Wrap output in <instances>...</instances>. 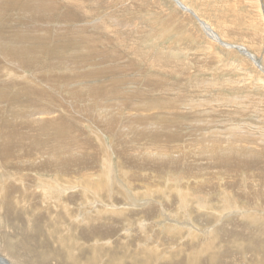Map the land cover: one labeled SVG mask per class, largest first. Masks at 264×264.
Returning <instances> with one entry per match:
<instances>
[{
  "label": "rangeland",
  "instance_id": "rangeland-1",
  "mask_svg": "<svg viewBox=\"0 0 264 264\" xmlns=\"http://www.w3.org/2000/svg\"><path fill=\"white\" fill-rule=\"evenodd\" d=\"M14 1L15 5L0 0V95L19 94L26 101L24 105L33 104L28 109L13 103L19 114L39 106L54 109L42 117L15 116L10 120L14 134L7 131L4 138L17 142L18 130H27L26 124L37 122L38 116L45 120L58 115L61 131L56 125L47 130L60 134L63 142L62 131L69 133L70 123L75 135L92 143L83 151L88 148L86 154L93 152L95 159L81 163L88 168L83 175H69L66 170L18 174L0 168V256L9 264H264V72L239 50L211 38L198 22L210 26L222 42L243 45L264 67V0H178L190 12L174 0ZM9 50L12 55H5ZM21 51L39 55L27 54L26 63L31 65L25 63L29 66L26 68L24 63L19 64ZM72 51L80 55H72ZM73 69L78 72L71 74ZM69 75H74L76 81L69 83ZM100 102L106 105L103 112L110 115L101 113L103 119L111 121V131L131 128L132 132L121 130L131 136L128 147L124 146L125 154L136 159L139 152L147 156V151H156L169 157L183 153L185 167L168 166L167 172L162 166L137 170L122 164L119 156L115 158L108 124L95 119V109L92 114L86 113ZM146 102L147 106L140 104ZM132 103L138 108L132 110ZM1 109L3 121L7 110L3 106ZM9 110L12 116L16 114L14 109ZM128 117L137 121L125 125L123 120ZM34 128L37 126L23 132L22 143L19 133L18 144L20 155L24 150L37 161L41 154L33 152L42 147L44 133L39 125L33 135ZM231 147L246 154L228 155L224 160L213 158L227 155L223 153ZM78 155L76 150L69 152L71 159ZM103 155L111 159V182L109 168H100ZM189 169L191 179L183 180L184 173H176ZM124 171L130 173L122 175ZM113 187L114 195L110 194ZM179 187L193 195L183 189L179 194ZM65 188H72L66 191V200L70 191L84 192L70 198L72 205L67 211L61 194ZM90 190L97 194L96 200L103 197L104 203L112 200L114 204L99 205L98 212L90 214L96 202ZM153 194L161 199L170 197L167 214L182 218L189 211L192 223H197L193 225L202 231L200 236H189L185 231L188 227L181 226L162 231L157 226L159 211L152 214L153 226H142V213L124 218L139 210L127 207L125 197L142 200ZM89 201L92 204L88 205ZM70 211L84 224H77L68 215ZM81 213H86V220H82ZM203 214L207 220L200 222L198 216ZM227 221L231 223L224 227ZM98 228L101 231L96 233ZM206 228L211 230L203 235ZM6 254L18 260L12 261Z\"/></svg>",
  "mask_w": 264,
  "mask_h": 264
},
{
  "label": "bare ground",
  "instance_id": "bare-ground-1",
  "mask_svg": "<svg viewBox=\"0 0 264 264\" xmlns=\"http://www.w3.org/2000/svg\"><path fill=\"white\" fill-rule=\"evenodd\" d=\"M1 1H4V2H7L8 1V3H12V4H14V0H1ZM10 1V2H9ZM21 1V0H20ZM43 1H45V0H43ZM63 1V0H62ZM66 2V1H65ZM175 2V1H174ZM177 5H179V7L182 9V10H184V9H186L185 11H190L187 7H185L184 5H183V3H181L180 1H179V3L180 4H178L177 2H175ZM66 4V3H65ZM64 4V5H65ZM15 5V4H14ZM71 5V4H70ZM17 6V5H16ZM67 6L68 5H66V7H65V9L67 8ZM0 9L2 10V7L0 6ZM68 9V8H67ZM71 9V8H70ZM69 9V10H70ZM188 9V10H187ZM72 10H74V9H72ZM12 11H14V10H12ZM79 14V13H78ZM58 17V16H57ZM195 17V16H194ZM73 18V17H72ZM197 18V17H196ZM198 22H201L200 24H201V26L205 29V32L211 37V38H213L214 40H216V41H218L220 44H222L223 46H225V47H231V48H235V49H237V50H239V52H241L242 54H244L245 56H248L250 59H252V62H254L256 65H258V67L264 72V67L259 63V61H258V59L254 56V54H251L250 52H248V50L243 46V45H233V44H227V43H224V42H222V40H220V38L215 34V32H213V30L211 29V27L210 26H208L205 22H203L202 20H199L198 19ZM63 24V23H62ZM61 29V28H60ZM15 30V29H14ZM47 32V31H46ZM43 35V34H42ZM39 36V35H38ZM26 37V36H25ZM17 38V37H16ZM40 38V37H39ZM85 38V37H84ZM83 38V39H84ZM86 39V38H85ZM39 40V39H38ZM57 40V39H56ZM87 40V39H86ZM58 41V40H57ZM57 41L55 42V43H57ZM69 41V40H68ZM67 41V42H68ZM36 42V41H35ZM41 42V41H40ZM47 42H49V41H47ZM60 42H62V41H60ZM65 42V41H64ZM66 42V43H67ZM39 43V42H38ZM54 43V44H55ZM72 43V42H71ZM88 43V42H87ZM19 44V43H18ZM41 44H42V42H41ZM35 45H37V44H35ZM47 45V44H46ZM53 45V44H52ZM88 45V44H87ZM86 45V46H87ZM56 46H57V44H56ZM51 48V47H50ZM53 48V47H52ZM84 48V47H83ZM82 47H81V49H83ZM71 49V48H70ZM79 49V48H78ZM47 50V49H46ZM67 50V49H66ZM73 50V49H72ZM80 50V49H79ZM78 50V51H79ZM51 52H52V50H50ZM7 53H5V55H12V53H11V50H9V51H6ZM22 52V51H21ZM40 52H42V51H40ZM39 52V53H40ZM51 52H49L48 54V56H50V53ZM71 52V50L68 52V53H70ZM73 52V51H72ZM46 53V52H45ZM57 53V52H56ZM58 53H60V51L58 52ZM61 53H62V51H61ZM60 53V54H61ZM74 54H72V55H76V54H79V53H76L75 54V51L73 52ZM27 54L28 55H32L33 57H35V55H39L38 53H36V52H32V53H28V52H22V59H21V61L20 62H22V63H19V64H23L24 63V65H25V63L27 62V59L29 60V57L27 56ZM54 55V54H53ZM52 55V56H53ZM80 55V54H79ZM18 56V55H17ZM55 56H57V55H55ZM78 56V55H77ZM42 57H44V56H42ZM41 57V58H42ZM51 57V56H50ZM58 57V56H57ZM56 57V58H57ZM15 58H17V57H15ZM32 58V57H31ZM52 58V57H51ZM61 58H63V56L61 57ZM59 59L58 60V58H57V61H60V60H62V59ZM67 58V57H66ZM77 58V57H76ZM33 59V58H32ZM50 59V58H49ZM70 59V58H69ZM72 59V58H71ZM92 59V58H91ZM41 60V59H40ZM42 60H45V59H42ZM24 61V62H23ZM48 61V60H47ZM50 61V60H49ZM55 61V60H54ZM56 61V62H57ZM62 61H64V59L62 60ZM66 61V60H65ZM9 62V61H8ZM19 62V61H18ZM69 62H70V60H69ZM68 62V63H69ZM11 63H12V65H14V63H13V61H11ZM11 63H9V64H11ZM30 63V64H29ZM35 63V62H34ZM42 63V62H41ZM59 63H61V62H59ZM63 63H65V62H63ZM18 64V63H17ZM16 64V65H17ZM27 64V63H26ZM28 64L29 65H31V62H28ZM27 64V65H28ZM50 64V63H49ZM52 65H53V62L51 63ZM56 64V63H55ZM54 64V65H55ZM71 64H72V60H71ZM76 64V63H75ZM23 65V66H24ZM53 65V66H54ZM74 65V64H73ZM19 66V65H18ZM22 66V65H21ZM22 66V67H23ZM26 66V65H25ZM42 66V65H41ZM47 66V65H46ZM45 66V67H46ZM4 67V66H3ZM6 67V66H5ZM22 67H20V69L22 70ZM27 67H29V66H26V68ZM50 67V66H49ZM59 67V66H58ZM61 67V66H60ZM67 67V66H66ZM65 67V68H66ZM70 67V66H69ZM72 68L74 67V66H71ZM76 67H78V66H76ZM53 68V67H52ZM75 68V67H74ZM6 69V68H5ZM10 69V68H9ZM18 69V68H17ZM24 69V68H23ZM58 69V68H57ZM56 69V70H57ZM64 69V68H63ZM67 69H68V67H67ZM75 69H77V68H75ZM59 71H60V69H58ZM57 70V71H58ZM78 70V69H77ZM76 70V71H77ZM58 71V72H59ZM63 71H65V70H63ZM67 71V70H66ZM70 71V70H69ZM74 69L73 70H71L70 71V73L71 74H75V72H76ZM9 72V71H8ZM78 72V71H77ZM109 72V71H108ZM23 73V72H22ZM59 73H62V72H59ZM10 74H11V72H10ZM13 74V73H12ZM25 74V73H24ZM79 74V73H78ZM85 74V73H84ZM108 74H110V73H108ZM80 75H82V73L80 74ZM94 75V74H93ZM113 75V74H112ZM12 76V75H11ZM25 76V75H24ZM29 76V75H28ZM59 76H61V75H59ZM65 76H67V75H65ZM72 76H74V75H69V79H67V81L70 83L71 81H74L73 79H72ZM75 76H77V73H76V75ZM106 76H107V74H106ZM57 77V76H56ZM79 77V76H78ZM77 77V79H79ZM93 77V76H92ZM110 77V76H109ZM45 79H47V75L44 77ZM76 78V77H75ZM74 78V79H75ZM104 78V77H103ZM61 79V78H60ZM63 79V78H62ZM84 79V78H83ZM95 79H97V78H95ZM63 81V80H62ZM76 81V80H75ZM74 81V82H75ZM79 81V80H78ZM53 82V81H52ZM79 82H81V81H79ZM115 82V81H114ZM63 83V82H62ZM68 83V84H69ZM72 83V82H71ZM117 84V83H116ZM63 85H66L65 83L63 84ZM32 86V85H31ZM85 86H87V87H89V84L87 83V84H85ZM65 87V86H64ZM66 87H68V86H66ZM62 88V87H61ZM60 88V89H61ZM15 89V88H14ZM66 89V88H65ZM83 89H84V87H83ZM104 90V89H103ZM109 90V89H108ZM101 91V90H100ZM59 92H60V90H59ZM65 93V94H64ZM66 93L67 92H63V94L64 95H66ZM49 94V93H48ZM51 94V93H50ZM70 94V93H69ZM33 95V94H32ZM56 95V94H55ZM67 95H68V93H67ZM14 97H11V96H3V95H0V101H2V100H4V102L3 103H1L0 104V109H1V107L3 106V108H4V110L6 111L7 110V115H6V117H4L2 120L3 121H0V168L1 169H3V171H5V172H9V173H11L12 171H17L16 173H18L19 174V171L20 172H26V173H28V174H33L34 172H39V171H45V172H54V173H61V171L62 172H64L65 170H66V172L70 175V174H87L88 172H83V171H85V170H87L88 168L87 167H85V166H82V164L81 163H92L93 162V160L95 159V157H94V153L93 152H89L88 154H86V150L88 149H84V151H83V148H84V146H85V148L86 147H91L92 146V143L90 142V141H87L86 140V138L85 137H81V136H79V135H75L74 134V132H73V130H72V126H71V124L69 123V124H67L68 126H69V129H70V132L69 133H63V131H62V135L64 136V140H62L63 142H61L60 140H61V135L60 134H57V133H54L53 131H50V130H47L48 128H50L49 126H53V125H56L57 126V129H59V131H61V128L59 127V124H61V121L59 120V118H58V115L57 116H52L51 117V115L49 116V115H47V116H49V119H46L45 118V116H44V118H45V120H40V117H42V115H44V114H48V113H50V112H52L51 111V109H54V108H51V107H47V106H39V107H33L32 109H30V110H28V111H25V112H23V114H19V113H16V112H18L19 110H18V106H20L19 108H30V107H32L33 106V104H26V105H24L25 104V102L26 101H24V98H21V96L18 94V95H13ZM35 98H37V95H33ZM51 96V95H50ZM49 96V97H50ZM54 95L52 94V97H53ZM58 96V95H57ZM61 96V95H60ZM59 97V96H58ZM65 97V96H64ZM54 98V97H53ZM27 99V98H26ZM57 99V98H56ZM59 100V99H58ZM103 101V100H102ZM58 102V101H57ZM118 102V101H117ZM120 102V101H119ZM149 102V101H148ZM13 103H16V104H19L18 106H12V104ZM106 103V102H105ZM150 103V102H149ZM156 103H158V102H156ZM155 103V104H156ZM98 104H99V106H98ZM115 104V103H114ZM119 104H121V102L119 103ZM142 106H147V102L146 103H140ZM189 104V103H188ZM191 104V103H190ZM61 105L62 106H64L62 103H61ZM117 105V104H116ZM12 106V107H11ZM105 104H103V103H97V105H96V103H95V105L88 111H86V113H89V114H92L93 113V110H94V114H95V119L97 118V119H100L99 121H101V122H103V123H107L108 125V133H110V135H111V141L114 143V145H113V147H116L115 149H116V151H114V149H113V151H114V153L116 152V154H117V156L115 157V158H118V156H119V159L121 160V162H122V164H124L125 166H128V167H131V168H135V169H137V170H150V169H152L153 168V170H157L159 167H161L162 166V169L163 170H166L167 172L168 171H170V169H169V167H172V166H174L175 168H177V169H179V167H185L184 166V162H185V157L186 156H184V154L182 155V154H175V155H171V157H169L168 155H166V154H164V153H162V152H156V151H154V152H151V151H147V156H145V155H143V154H141V152H139L137 155H136V159L135 158H133V157H131V156H129L128 154H125L127 151V147H128V145L130 144V135H128V134H122L121 133V130L123 131V132H127V129H129V132H132L131 131V128H121V130L120 129H118L117 131L116 130H112L111 131V128H109V127H111L109 124H111V121L109 120H105V119H103V117H101V113H103V114H105L103 111L106 109L105 108ZM156 106V105H155ZM181 106V105H180ZM130 107L132 108V110H134V108L135 109H137L138 107L137 106H135V105H133V103L130 105ZM186 107V106H185ZM10 108H12V109H14V116H12V114L10 113ZM69 108V107H68ZM111 108V107H110ZM119 109V108H118ZM2 110V109H1ZM0 110V111H1ZM3 110V111H4ZM69 110V109H68ZM116 110V109H115ZM96 111V112H95ZM119 111V110H118ZM145 111V110H144ZM68 112V111H67ZM77 112H79V110L77 109ZM60 113V112H59ZM70 113V112H69ZM65 115L67 114V113H64ZM103 114H102V116H103ZM113 114V113H112ZM123 114V113H122ZM127 114V113H126ZM148 114V113H147ZM30 115H41L40 117L38 116V118H37V122H31V123H29V124H26L27 125V130H29L30 131V129H32L33 128V126H37V128L35 129L34 128V130H33V132H31V133H33V135H35L36 134V132L39 130L38 129V127H39V125L41 126V130L40 131H42V133H44L43 135H44V137H43V140L41 139V141H42V147H40L39 149H37L35 152H33V154L34 155H37V154H41V156H39L38 157V159H37V161H35V160H31L30 159V157H31V155L29 154V153H25L24 152V150H23V154L22 155H20V152H21V149L19 148V144H18V139H19V133H20V135H22V140L20 141V143H22L23 142V140H24V134H23V132L24 131H27V130H24V131H19L18 130V134H17V136H18V138H17V142L14 140V139H12V141L10 140V139H7V138H4L5 136H6V133H7V131H11L13 134H14V128L12 127V124H10V120L12 119V118H14L15 116H19V117H24V116H30ZM68 115H71V114H68ZM67 115V116H68ZM105 115H108V116H110L109 114H105ZM124 115V114H123ZM129 115V114H128ZM142 115V114H141ZM155 117H158V115L157 114H153ZM46 116V117H47ZM77 116V115H76ZM91 116V115H90ZM125 116V115H124ZM132 116V115H131ZM135 116V115H134ZM51 117V118H50ZM114 117V116H113ZM66 118V117H65ZM68 118H70V117H68ZM1 119V118H0ZM42 119V118H41ZM71 119V118H70ZM74 119V118H73ZM93 119V118H92ZM112 119V118H111ZM115 119H117L116 117H115ZM114 119V120H115ZM47 120H51V121H47ZM81 120V119H80ZM79 120V121H80ZM85 120H87V119H85ZM91 120V119H90ZM119 120V119H118ZM121 120V119H120ZM123 120V119H122ZM149 120V119H148ZM154 120V119H153ZM152 120V122H155V121H153ZM196 120V119H195ZM24 121V120H23ZM73 121V120H72ZM76 121V120H75ZM75 121H73V122H75ZM78 121V120H77ZM88 121V120H87ZM124 122H125V125H127V124H133V122L134 121H137L136 119H134L133 117H128V118H125L124 120H123ZM151 121V120H150ZM194 121V120H193ZM197 121V120H196ZM195 121V122H196ZM26 122H27V120H26ZM71 122V121H70ZM72 122V123H73ZM83 122V121H82ZM200 122V121H199ZM18 123V122H17ZM76 123H78V122H76ZM81 123V122H80ZM79 123V124H80ZM87 123V122H86ZM93 123V122H92ZM94 123H98L97 121H95ZM157 123V122H156ZM202 123V122H201ZM200 123V124H201ZM82 124V123H81ZM80 124V125H81ZM88 124V123H87ZM139 124V123H138ZM196 124V123H195ZM13 125H16V124H13ZM66 125V126H67ZM83 125V124H82ZM81 125V126H82ZM95 125V124H94ZM124 124H123V126H125ZM171 125H173V126H175L174 124H171ZM16 126H19V128L18 129H21V127L22 126H20V125H16ZM90 126V125H89ZM114 126V125H113ZM119 126V125H118ZM132 126V125H131ZM75 127V126H74ZM77 127V126H76ZM117 127V126H116ZM24 128V127H23ZM100 128V127H99ZM98 128V129H99ZM102 128V127H101ZM52 129V128H51ZM56 129V130H57ZM64 129H66V127H63L62 128V130H64ZM79 129V128H78ZM116 129V128H115ZM37 130V131H36ZM85 130V129H84ZM238 130V129H237ZM55 131V130H54ZM68 131V130H67ZM102 131V130H101ZM142 131V130H141ZM218 131V130H217ZM82 132V131H81ZM231 132V131H230ZM234 133H238L239 134V132H234ZM39 134V133H38ZM83 134V133H82ZM97 134V133H96ZM217 134V133H216ZM233 134V133H232ZM237 135V134H236ZM27 136V135H26ZM38 136V135H37ZM41 136V135H40ZM39 136V137H40ZM35 137V136H34ZM107 137V136H106ZM21 139V138H20ZM32 139V138H31ZM35 139V138H34ZM33 139V140H34ZM97 139V141L99 142V138L97 137L96 138ZM235 139V138H234ZM240 139V138H239ZM27 140H29L28 138H27ZM32 140V141H33ZM261 140V139H260ZM31 141V142H32ZM35 141H37V140H35ZM39 141V140H38ZM241 141V140H240ZM30 142V143H31ZM40 142V141H39ZM157 142V141H156ZM237 142H238V140H237ZM244 142V141H243ZM26 143H27V141L24 143V145H26ZM34 142H32V144H33ZM246 143H247V141H246ZM99 144H100V142H99ZM131 144H132V142H131ZM239 144V143H238ZM237 144V145H238ZM254 144V143H253ZM31 145V144H30ZM35 145H37V144H35ZM41 145V144H40ZM127 145V147L125 148L124 146H126ZM236 145V144H235ZM38 146V145H37ZM103 146V145H102ZM59 147H61L60 148V151H58V148ZM213 147V146H212ZM32 149H33V147H32ZM131 149V148H130ZM130 149H128V150H130ZM227 149V148H226ZM70 150H76V151H78L79 152V157L77 158H70L69 157V152H70ZM82 150V151H81ZM161 150V149H160ZM227 150H229V152L228 153H223V154H227V155H225V156H220V154H218L217 156H213V158L214 159H216V160H224L223 158H227V157H229L228 155H235V156H239L240 154H241V150L240 149H234V147H231L230 149H227ZM41 152V153H40ZM246 152V151H245ZM245 152H242L243 154H246ZM167 154H169L168 152H167ZM217 154V153H216ZM170 155V154H169ZM109 156V155H108ZM127 156V157H126ZM62 157H64V158H62ZM114 157V156H113ZM97 158H98V156H97ZM112 158V157H111ZM121 158H123L124 160H122ZM212 158V157H211ZM231 160V159H230ZM206 161V160H205ZM102 163V164H101ZM110 163H111V159H109V158H104V155L101 157V159L99 160V164H100V168L102 169L103 167H108L109 168V171H110V174H109V182H111V178H110V175L111 174H113L114 173V170H113V166L111 167V165H110ZM228 163V162H227ZM121 164V165H122ZM246 165V164H245ZM117 166H119V165H117ZM150 167V168H148V167ZM169 166V167H168ZM160 169V168H159ZM168 169V170H167ZM44 172V173H45ZM145 172V171H144ZM191 171H190V169L187 171V172H181V171H178V172H176V173H181V175H182V173H184L183 174V176H182V178H183V180L184 179H191V177H193L192 175H191V173H190ZM197 172V171H196ZM199 172H201L200 170H199ZM239 172V171H238ZM94 173V172H93ZM126 173H130V171L128 172V171H124L123 172V174L122 175H124V174H126ZM132 173V172H131ZM35 174V173H34ZM89 174H91V173H89ZM198 174V173H197ZM203 174H205V173H203ZM22 175H24V174H22ZM51 175V174H50ZM6 176V175H5ZM18 176V175H17ZM39 176V175H38ZM108 176V175H107ZM126 176V175H125ZM16 177V176H15ZM24 177V176H23ZM26 177H28V176H26ZM120 177V176H119ZM128 177H130V175H128ZM127 177V178H128ZM20 178V177H19ZM8 179H10V177L8 178ZM99 179H100V177H99ZM106 179V178H105ZM26 180V179H25ZM24 180V181H25ZM171 180V179H170ZM15 182L17 181V180H14ZM38 181V180H37ZM97 181V180H96ZM103 181V180H102ZM119 181V180H118ZM13 182V181H12ZM21 182H22V180H21ZM33 182V181H32ZM104 182V181H103ZM126 182V181H125ZM2 183H3V181H2ZM28 183V182H27ZM39 183H40V181H39ZM96 183V182H95ZM29 184V183H28ZM99 184V183H98ZM110 184V183H109ZM177 184V183H176ZM3 185H5V184H3ZM24 185V184H23ZM89 185V184H88ZM111 185H113V183H111ZM2 186V185H1ZM93 186V185H92ZM3 187V186H2ZM8 187V186H7ZM20 187H22V186H20ZM29 187V186H28ZM5 188V187H4ZM23 188V187H22ZM73 188V187H72ZM72 188H70V189H72ZM74 188H84V186H81V185H74ZM50 189H53L52 187H50ZM70 189H63L62 190V192H61V194H62V197L64 198V200H63V204H64V210L65 211H67L68 209H69V206L70 205H72L71 203H70V198H72V197H74L75 195H78V194H84V192L83 191H81L80 189L79 190H77V191H70L69 193V195H68V199L66 200L65 199V197L64 196H66L67 195V193L68 192H66V191H68V190H70ZM94 189V188H93ZM109 189V188H108ZM176 189V188H175ZM184 190V192H187V194H192L193 195V193L191 192V191H189V190H186L185 188H177L176 189V191L177 192H180V190ZM87 188H85V192L87 193ZM106 190V189H105ZM39 191V190H38ZM125 191V190H124ZM17 192H20V191H17ZM25 192V191H24ZM183 192V191H182ZM182 192H180L179 194H181ZM197 192V191H196ZM202 192V191H201ZM201 192H197V193H201ZM7 193V192H6ZM116 193V190H115V188L113 187L112 188V190L110 191V194H112V195H114ZM22 194V193H21ZM23 195V194H22ZM28 195L29 194H27V198H28ZM90 195L94 198V200L93 201H95L96 200V193H94V191L93 190H90ZM129 195H131V194H129ZM154 196H152V195H150V196H147L146 198L147 199H142V200H139V198H138V200H135V199H131V198H127V197H125L124 199H128V204H127V207L129 206V207H133V208H135V209H138V207H139V210H134L131 214H125L124 215V218H128V216H131V215H134V216H137V215H139V214H141L142 213V218H143V220H142V226H144V227H147L148 225L149 226H153V224H154V217L152 216V214L153 213H155V212H157V211H159V214L161 215V216H159L158 215V213H157V216H158V220H159V223L157 222V226L159 227V228H161L162 229V231H163V229H166V228H168V229H177L178 228V226H181L182 228H186V227H188V228H186L185 229V231L186 232H189V236H194V235H198V237L200 236V234H199V232L200 233H202V231L199 229V227L197 228V227H195L193 224H197V223H192V219L190 218V216H189V211H188V214H187V216H183L182 218H180V216L178 217L177 215H175V214H167V211H166V209H168V208H170V201H171V199H170V197H168L167 199H166V195L163 197L162 196V198L163 199H161V198H158V197H155V194H153ZM0 196H1V193H0ZM6 196H7V194H6ZM90 196V197H91ZM116 196V195H115ZM122 196V195H121ZM136 196H138V195H136ZM226 196V195H225ZM192 197V196H191ZM6 198V197H5ZM13 198H15V197H13ZM1 199V198H0ZM84 199V198H83ZM184 199V198H183ZM105 199L102 197V198H99L98 200H96V202H94V204H92V202L91 201H89V203H88V205L89 204H92L93 205V208L92 209H90V211H89V213L91 214L92 212H98V208H97V206H99V205H104V206H108V207H111L113 204H114V201H112V200H110L108 203L109 204H107V203H104L103 201H104ZM107 200V199H106ZM206 200H208V199H206ZM5 201V200H4ZM9 201V200H8ZM11 201V200H10ZM16 201V200H15ZM80 201V200H79ZM184 202H185V200H183ZM6 202V201H5ZM13 202V201H12ZM16 202H18V200L16 201ZM25 202V201H24ZM180 202H181V200H180ZM179 202V203H180ZM227 202V201H226ZM29 203V202H28ZM111 203V204H110ZM8 204H10V203H8ZM17 204V203H16ZM227 204V203H226ZM1 205V204H0ZM3 205V204H2ZM91 205V206H92ZM173 205H175V204H173ZM187 205V204H186ZM229 205V204H228ZM11 206V205H10ZM13 206V205H12ZM90 206V207H91ZM126 206V205H125ZM176 206V205H175ZM179 205H177V207H178ZM6 207V206H5ZM73 207V206H72ZM78 207V206H77ZM81 207H83V206H81ZM89 207V206H88ZM141 207H143L142 209H140ZM181 207V206H180ZM198 207V206H197ZM230 207V206H229ZM202 208V207H201ZM2 209L4 210V208H3V206H2ZM14 209V208H13ZM13 209H11V211L13 210ZM186 209V208H185ZM206 209V208H205ZM8 210H10V208L8 209ZM112 210V209H111ZM207 210V209H206ZM224 210H226V212H227V208L226 209H224ZM199 211H203L202 209H199ZM215 211H217V210H215ZM111 212V211H110ZM123 213V212H122ZM179 213V212H178ZM219 215L221 214V212H217ZM225 213V212H224ZM228 213V212H227ZM68 215H70L75 221H76V223L77 224H79V223H83L81 220H79L80 218H78V216H75V215H73L72 214V212L70 211V212H68ZM128 215V216H127ZM144 215V216H143ZM86 213H81V218H82V220L83 219H85L86 217ZM167 216V218H165ZM2 217V216H1ZM14 217V216H13ZM205 215L203 214V215H200V216H198V219L200 220V222H204V221H206L207 219H205ZM4 220V219H3ZM86 220V219H85ZM145 220V221H144ZM7 221V220H6ZM233 221V220H232ZM230 223L231 222H228L227 221V223H223L222 225L224 226V227H227V226H229L230 225ZM1 224H3V223H1V221H0V228L2 227L1 226ZM84 224V223H83ZM130 224V223H129ZM10 225V224H9ZM12 225V224H11ZM141 226V227H142ZM198 226H199V224H198ZM217 226V225H216ZM101 228H102V226H100ZM211 227V226H210ZM101 228H98V229H96L95 230V232L97 233V232H99V231H101ZM208 228V227H207ZM206 228V229H207ZM212 228H214V226L212 227ZM244 228H245V226H244ZM157 229V228H156ZM129 230V229H128ZM210 230L211 229H207V230H205V231H203V235L206 233H208V232H210ZM16 231V230H15ZM109 231V230H108ZM130 231V230H129ZM184 231V230H183ZM246 231H247V229H246ZM128 232V231H127ZM214 232H216V229L214 230ZM22 234H23V232H22ZM29 234V233H28ZM241 234V233H240ZM24 236V235H23ZM202 237V236H201ZM204 237V236H203ZM186 238H187V236H186ZM210 238V237H209ZM185 239V238H184ZM182 240H183V238H182ZM182 240H181V242H182ZM192 240V239H191ZM198 240V239H197ZM184 241V240H183ZM209 242V241H208ZM203 243H204V241H202V243L200 244V246H199V248L201 247V246H203ZM23 244V243H22ZM93 244V243H92ZM264 245V244H263ZM19 246H22L21 244L19 245ZM90 247H92V246H90ZM193 247H195V245L193 246ZM174 248V247H173ZM201 249V248H200ZM199 249V250H200ZM262 249H264V247L262 248ZM95 250V249H94ZM195 251H198V250H195ZM24 253H27L26 251L24 252ZM247 255V254H246ZM11 255H9V254H6V257L7 258H9ZM27 258V257H26ZM10 260H12V261H16V260H18L17 259V256L16 257H13V256H11L10 258H9ZM20 259V258H19ZM23 259V258H22ZM5 260V262H6V264H9L8 263V261L6 260V259H4ZM13 263V262H12ZM25 263L27 264V261H25ZM35 264H37V263H35Z\"/></svg>",
  "mask_w": 264,
  "mask_h": 264
},
{
  "label": "water",
  "instance_id": "water-1",
  "mask_svg": "<svg viewBox=\"0 0 264 264\" xmlns=\"http://www.w3.org/2000/svg\"><path fill=\"white\" fill-rule=\"evenodd\" d=\"M174 1L177 2L178 4H180L178 0H174ZM0 264H6L5 260L1 256H0Z\"/></svg>",
  "mask_w": 264,
  "mask_h": 264
}]
</instances>
